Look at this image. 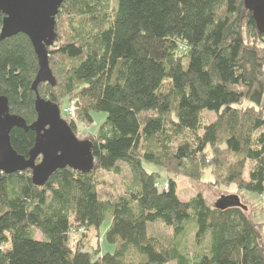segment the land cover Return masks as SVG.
<instances>
[{
	"label": "trees",
	"instance_id": "trees-1",
	"mask_svg": "<svg viewBox=\"0 0 264 264\" xmlns=\"http://www.w3.org/2000/svg\"><path fill=\"white\" fill-rule=\"evenodd\" d=\"M244 1L63 3L55 50L48 49L56 85L41 84L38 94L92 143L94 168L59 170L43 187L30 171L0 173V264H264V224L236 196L213 191L221 209L205 191L235 186L264 199V34ZM3 20L0 12V33ZM38 71L28 37L0 40V95L27 126L37 120ZM70 103L77 118L63 116ZM97 114L105 122L82 140L78 121L92 126ZM35 139L32 131L11 132L26 158ZM125 168L129 181L108 183ZM208 169L214 185L203 182ZM180 177L195 191L187 202ZM108 184L114 197L104 199ZM156 224L172 238L152 234ZM193 229L203 250L190 255ZM92 232L114 250L104 253L101 243L87 251ZM71 235L80 237L73 248Z\"/></svg>",
	"mask_w": 264,
	"mask_h": 264
},
{
	"label": "water",
	"instance_id": "water-1",
	"mask_svg": "<svg viewBox=\"0 0 264 264\" xmlns=\"http://www.w3.org/2000/svg\"><path fill=\"white\" fill-rule=\"evenodd\" d=\"M66 0H0L4 16L0 40L24 35L31 41L38 59L39 71L32 86L36 94V122L27 126L25 120L10 113L9 101L0 95V173L13 175L31 172L32 182L43 187L59 170L66 168L90 173L94 168L92 143L80 141L58 106L43 100L38 94L41 84L55 87L56 80L49 66L48 49L57 40L56 17ZM245 8L252 14L259 33L264 34V0H245ZM32 131L35 144L28 158L19 155L11 144L14 129ZM41 159L40 163L37 160ZM219 204H221L219 202ZM224 206L221 204V209Z\"/></svg>",
	"mask_w": 264,
	"mask_h": 264
},
{
	"label": "rangeland",
	"instance_id": "rangeland-1",
	"mask_svg": "<svg viewBox=\"0 0 264 264\" xmlns=\"http://www.w3.org/2000/svg\"><path fill=\"white\" fill-rule=\"evenodd\" d=\"M63 32H64V30H63ZM51 49L55 50V45ZM249 105H250V103H248V102H245L243 104V106H245V107L249 106ZM75 111L76 110L74 109L72 103H70L65 108H63V116L66 119L77 118V115L75 116ZM204 115H205L204 119L206 121H213L214 120V115H211L208 113H204ZM94 116H95L94 117L95 123L92 126L82 124L78 121L77 131H78L79 135L81 136L82 140H84L85 138H88V135L89 136L95 135L98 132L99 127L106 120L105 114H97ZM37 163H38V160H37ZM145 169L149 173L159 172L154 167L148 166V165H145ZM124 171H125L124 174L119 178H114V177L109 176L108 177V183L111 185L114 184L116 187H120L122 182L129 181L130 180V175H129L130 173H129L127 168H125ZM162 175H164V174L162 173ZM215 181L216 180L213 176L212 170H210V169L206 170L205 174H204L203 182L205 184H213L214 185ZM161 183H163L164 185L167 184L166 180H163ZM109 184L107 186H103L100 188L101 195L104 199L109 198V197H114L113 190ZM177 184H178V194H179V197L182 201L187 202L191 198L194 197L195 191L192 189V186L189 185V182L186 178H183V177L178 178ZM213 188H215V187H213ZM205 191H206V197H207L208 201L210 202L211 206H214L215 204L219 203V201H218L219 198L215 197V193L213 191H220L221 193L225 194L223 196H236L237 199L240 200L239 202H241V204H243L245 207H247L246 213L249 214L252 211L253 213H255V217H256L257 222L264 224V199H262L260 196L248 194L245 192H241L239 194V192L235 186H232L228 189L222 188V187L217 188V189L216 188L215 189H212V188L209 189L208 188V190H205ZM106 229H107V225H105L101 229L102 237L104 236ZM263 231H264V227H263ZM150 232L156 236H159L161 238L169 240L172 238L173 230L168 229L161 224H156L150 228ZM194 235H195V230L193 229L190 231V234L188 235V238L186 239V242H185V248H184L185 252L189 253L190 255H193V254L203 250V247H201L199 249L196 248ZM79 238H80L79 235H71V240H70V247L71 248L74 247V241L78 240ZM87 243H88L87 244L88 247L86 249H87V251H90V252L94 251V249H96L99 246V244L101 245V243L103 244L102 249H103L104 253H110L114 250V247L107 244L103 238L101 241V238H99L96 235V233H93V232L88 235Z\"/></svg>",
	"mask_w": 264,
	"mask_h": 264
}]
</instances>
